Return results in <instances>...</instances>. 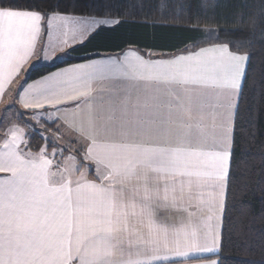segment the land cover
Segmentation results:
<instances>
[{"label": "snow or ice", "instance_id": "6c2138e0", "mask_svg": "<svg viewBox=\"0 0 264 264\" xmlns=\"http://www.w3.org/2000/svg\"><path fill=\"white\" fill-rule=\"evenodd\" d=\"M93 6L105 16L121 14L122 9H127L123 12L125 17L142 13V26H147L154 12H159L162 19L178 20L182 12L191 9L190 0L187 3L185 0H97ZM207 7L200 4L197 22ZM211 7L212 16L204 18L211 20L219 16L218 25L236 26L189 30L215 37L214 46L201 49L200 54L218 52L219 56L198 59L195 63L190 62L191 57H178L167 64H142L138 72L134 68L138 79L155 82L154 92L141 94L138 90L133 96L113 86L108 100H102L99 108L93 107L86 125L82 123L77 129L91 141L85 159H95L105 169L99 174L100 184L84 181L83 174L74 181L71 175L61 172L59 179H54L57 173L49 171L53 161L47 157L46 149L24 160L10 149L7 140L4 142L3 148L8 151L0 158V172H9L12 178L0 182V264L166 261L167 256L156 253L172 245L179 248L180 241L170 240L169 235L176 231L174 225L187 223L194 215L197 207L191 203L194 190L200 204L206 203L210 211L221 215L226 211L235 118L242 80L255 54L252 37L256 31L255 21L246 24L243 13L229 19L225 14L229 0L222 3L216 0ZM216 8L225 11L217 13ZM46 18L51 19L46 12L12 8L0 0V88L8 77L18 74L34 52L41 21ZM123 22L126 21H111L117 25ZM249 26L252 31L248 36L243 35ZM220 33L226 37L223 41ZM259 38L264 47V31ZM199 88L223 91H199ZM91 93L89 86L70 98ZM48 102L61 101L54 93ZM42 106L24 101L25 108ZM11 135L15 141L17 132L11 131ZM101 140L108 142L98 143ZM173 144L177 146L171 147ZM200 145H210V150H200ZM55 155L54 150L52 156ZM205 189H210L207 200ZM218 239V234L210 230L201 240L193 229L185 243L193 251L215 253ZM177 254L187 255V252L177 251ZM212 264L218 262L213 260Z\"/></svg>", "mask_w": 264, "mask_h": 264}, {"label": "trees", "instance_id": "16d2710c", "mask_svg": "<svg viewBox=\"0 0 264 264\" xmlns=\"http://www.w3.org/2000/svg\"><path fill=\"white\" fill-rule=\"evenodd\" d=\"M215 2L216 0H190V11L182 12L180 19H162L159 12H154L147 26H142V13L135 17H125L123 12L127 9H122L121 14L112 13L105 16L93 6L97 0H4L5 6L12 8L126 21L119 25L99 28L84 43L73 48L63 62L33 68L26 79L27 82L69 64L116 56L130 49L146 59L167 60L214 46L217 42L215 37L208 38L206 32L189 29L236 26L223 23L218 25L216 20L220 19L219 16L211 20L204 18L212 16L211 5ZM201 3L209 7L197 22L196 16ZM229 4L230 7L226 11L223 8H216L215 11H225L230 20L243 13L245 22L249 25L251 21H255L256 35L252 37L255 41L252 51L255 54L247 65L239 110L235 118V147L226 185V211L222 216L219 249L207 259H216L218 264H241L242 261L264 264V47L261 46L259 38L260 32L264 31V0H229ZM164 11L167 15H172L167 10ZM133 19L137 22L133 23ZM251 31V26L246 27L243 35L248 36ZM239 35L241 34H237ZM220 38L223 41L226 37L220 33ZM231 50L236 51L235 48ZM22 113L28 116L44 115V112ZM24 118L21 116L20 120L24 121ZM39 123L44 133H58L56 127L59 123L56 120H39ZM43 135L38 131L27 133L23 137L20 153L33 158L38 156L41 149H46L47 157L53 161L49 171L57 173L54 177L57 180L59 173L64 174L63 161L69 155L76 159L81 171L86 168L84 161L88 162L89 158L85 159L87 152L80 137L70 133L68 147L60 152ZM54 150L56 155L53 157ZM86 172L91 180L96 179L94 172Z\"/></svg>", "mask_w": 264, "mask_h": 264}, {"label": "crops", "instance_id": "0c3cea01", "mask_svg": "<svg viewBox=\"0 0 264 264\" xmlns=\"http://www.w3.org/2000/svg\"><path fill=\"white\" fill-rule=\"evenodd\" d=\"M212 47L213 46H209L202 49ZM200 50L201 49L193 53L179 55L167 60L146 59L134 51L127 50L122 53L120 57L104 56L80 63L69 64L53 70L32 81L27 82V78L24 79L22 85L19 88V91L17 92L19 93V95L16 94L15 105L19 108L20 111L25 113L44 112L43 114L49 115L59 124L62 123L66 125L69 128L70 133L77 135L83 140V142H85L84 146L87 152L91 141L86 140L85 137L81 135L79 131H77V129L81 127L82 123L86 125L88 114L93 107L99 108L102 100L104 102L108 100L109 91L113 88V86H118L125 92H131L133 96H135L138 90L141 94L145 92L152 93L157 88L155 82L150 80L138 79L136 73L133 72L134 68L138 72L142 64H167L168 62H171L178 57H191L190 62L195 63L198 59L202 60L205 58L220 55V53L218 52H205L203 54H200ZM197 54L200 55L198 56ZM89 86L92 89V93L90 96H82L78 97L77 99L70 98L71 96L77 94L80 91H83L86 87ZM198 90L220 92L223 91V89L213 90L203 88H199ZM54 93L60 98L61 102L58 104H52L48 102L49 98H51ZM21 97H23V100H21ZM24 101H27L30 104H41L43 106L25 108ZM19 127L21 126L15 123V126L13 128L6 130L4 124H0V158H3L5 151H8L3 148V144L7 140L12 151H15L24 160L32 159L22 155L19 151L23 143V137L27 134L21 133V129H19ZM10 130L17 132L15 141H13ZM107 142L108 141L103 140L98 141V143L100 144ZM153 146L156 145L154 144ZM160 146L167 147L168 145ZM176 146L177 145L175 144L171 145V147ZM198 147L203 151L210 150V145H200ZM181 159H184L183 154H181ZM63 164V170L67 169V171H64V175H71L74 181L80 179L81 174H83L84 181L95 182L96 184L101 183L99 175H95L96 179L91 180L88 177L87 172L80 171L77 165H75L76 167H72V163L66 164L65 161L63 162ZM11 178V173L0 172V182L8 181ZM209 190L210 189L204 190L205 200H207V192ZM196 197L197 194L194 190L193 199L191 201L193 205H197L194 210V215L190 220H188L187 223H177L176 225H174L176 231L174 233H170L169 235L170 240L180 241L179 248L177 249L175 245H172L170 249L167 250L161 248L156 254L160 256H167L169 259L166 261L162 260L159 262H153V264H212L213 260L216 261V259L207 258L216 254L219 249L223 214L221 215V213L215 210L210 211L207 204H200L199 200ZM185 207H187V205H185ZM189 210L193 211V209ZM193 229L197 231L198 235L201 237V240L203 239L205 233L209 232L210 230L215 231L219 236L216 245L217 251L215 253L197 252L187 247L185 242L187 239H190ZM177 251L187 252V255H178ZM143 258L144 257H141V259Z\"/></svg>", "mask_w": 264, "mask_h": 264}, {"label": "rangeland", "instance_id": "374dc122", "mask_svg": "<svg viewBox=\"0 0 264 264\" xmlns=\"http://www.w3.org/2000/svg\"><path fill=\"white\" fill-rule=\"evenodd\" d=\"M48 16L51 19L46 18L41 21L40 32L35 39L34 52L30 54L26 61L22 64L18 74L14 73L11 77H8L4 81L2 88H0V118H2L0 124H4L5 129L9 130L15 126V123H17L21 126L19 129H21L20 131L23 134L34 131L42 132L44 134V138L53 143L56 146V149L61 152L69 145V128L60 123L56 127L58 130L57 134L52 133L51 131L44 133L39 120L50 122L52 118L45 114L40 116L24 115L15 105L16 94L19 91L24 79L28 77L33 68L63 62L66 55H69L73 48L84 43L99 28L114 26L115 23H111V21L116 19L61 14H56L55 17L53 14H48ZM60 17H63L64 19H61ZM101 20H108L109 23L100 24L99 21ZM41 49H43V51H41ZM130 50L136 52L135 50ZM120 56L121 54L116 55L115 57ZM9 105L12 107L7 111V113H5V109L8 108ZM18 113L23 114L22 116L25 117V122L20 120L21 116H18ZM84 145L85 142H83V146ZM64 161L66 164L72 163V167H76L75 165L78 166L76 159L71 155L67 156ZM84 162L86 163V168H84L85 172L92 171L95 175H99L105 171L104 167L97 164L95 159L89 158L88 162Z\"/></svg>", "mask_w": 264, "mask_h": 264}]
</instances>
